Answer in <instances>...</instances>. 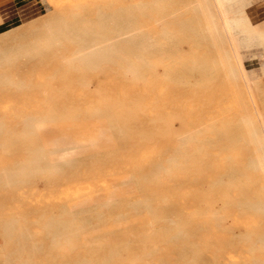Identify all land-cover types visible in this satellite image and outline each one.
Instances as JSON below:
<instances>
[{
    "label": "rangeland",
    "instance_id": "1",
    "mask_svg": "<svg viewBox=\"0 0 264 264\" xmlns=\"http://www.w3.org/2000/svg\"><path fill=\"white\" fill-rule=\"evenodd\" d=\"M35 3L0 8V264H264L257 51L209 0Z\"/></svg>",
    "mask_w": 264,
    "mask_h": 264
},
{
    "label": "crops",
    "instance_id": "2",
    "mask_svg": "<svg viewBox=\"0 0 264 264\" xmlns=\"http://www.w3.org/2000/svg\"><path fill=\"white\" fill-rule=\"evenodd\" d=\"M222 3L227 24L234 28L231 39L237 53L244 58L248 50H256L257 55L250 54L249 61L264 68V0H222ZM0 8L5 13L32 10L36 9V3L35 0H0Z\"/></svg>",
    "mask_w": 264,
    "mask_h": 264
},
{
    "label": "bare ground",
    "instance_id": "3",
    "mask_svg": "<svg viewBox=\"0 0 264 264\" xmlns=\"http://www.w3.org/2000/svg\"><path fill=\"white\" fill-rule=\"evenodd\" d=\"M209 3L210 4L208 10L215 22V30L220 36H229L231 38L234 28L231 27L230 24H227L226 11L224 9L222 0H209ZM198 6H201V3H199ZM209 28L210 27H208V29ZM230 41H232L233 43L232 39ZM85 53L87 54L86 51ZM256 162L259 166H264V152L260 153V155L257 156Z\"/></svg>",
    "mask_w": 264,
    "mask_h": 264
}]
</instances>
